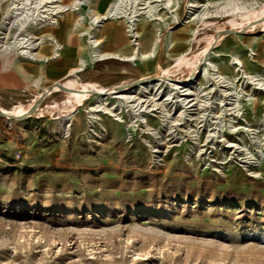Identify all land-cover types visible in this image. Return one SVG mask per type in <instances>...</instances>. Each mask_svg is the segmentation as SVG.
<instances>
[{"label":"rangeland","instance_id":"obj_1","mask_svg":"<svg viewBox=\"0 0 264 264\" xmlns=\"http://www.w3.org/2000/svg\"><path fill=\"white\" fill-rule=\"evenodd\" d=\"M22 1L0 0V19ZM115 1L51 15L68 12L85 57V29L103 53L126 43L141 75L77 64L0 93V264H264V0H126L108 19ZM93 14L105 20L95 31L79 22ZM54 53L49 40L40 60L21 58Z\"/></svg>","mask_w":264,"mask_h":264},{"label":"crops","instance_id":"obj_2","mask_svg":"<svg viewBox=\"0 0 264 264\" xmlns=\"http://www.w3.org/2000/svg\"><path fill=\"white\" fill-rule=\"evenodd\" d=\"M107 0H98V5L100 7L105 6ZM105 3V4H104ZM93 10V9H92ZM93 12V11H92ZM0 13H1V3H0ZM68 12L62 14L57 19L56 24L50 26L55 30V36L41 34L44 37V42L51 40L54 45L55 53L51 56L53 60L47 63H37L28 59L21 58L15 52L2 53L0 52V93H15V92H26L31 91L35 84H39L40 81H52L54 82L58 78L65 75V73H70L77 64L79 65L76 69H82L85 65L94 67L98 72L105 71L107 74L118 75L124 74L125 76L131 75H141L143 71V66L137 63H125L123 61L124 54L128 52L126 48V43L121 41H114L113 47H105L107 50V56L104 57H93L92 56V46H90L89 56H83L80 52V41L78 38L73 37L71 30L64 21ZM108 19H118V18H108ZM106 19V20H108ZM139 19V18H138ZM87 21L90 25L91 30H97L102 26L105 21L100 20L98 24L89 19H83ZM145 21V20H144ZM80 22V21H79ZM146 22V21H145ZM137 21L135 23L136 31ZM103 31L101 33L100 39H112V29L116 26L113 23H108L103 26ZM84 34H90L89 30L83 32ZM138 34V32H136ZM57 39L61 42V46L57 43ZM98 41V40H97ZM42 43V44H43ZM41 44V45H42ZM99 41L97 42V45ZM97 47V46H96ZM39 48V47H38ZM50 46L46 45L43 49L45 54L50 52ZM61 49V50H60ZM61 52H60V51ZM60 53V54H59ZM116 54V55H114ZM38 55V50H37ZM59 55V56H58ZM58 56L57 58H54ZM48 57H43L47 61ZM41 58L37 56L36 60ZM100 61L98 66L95 63ZM20 106H16L18 108ZM14 108V109H15ZM2 110H7L0 107Z\"/></svg>","mask_w":264,"mask_h":264},{"label":"bare ground","instance_id":"obj_3","mask_svg":"<svg viewBox=\"0 0 264 264\" xmlns=\"http://www.w3.org/2000/svg\"><path fill=\"white\" fill-rule=\"evenodd\" d=\"M25 1V0H24ZM22 1L21 5H16L15 3L10 2L9 5V9L7 8V10L4 12L3 14V19L0 22V29L3 30V35H2V39H0V52L2 53H8V52H15L16 54H18L21 57H25V58H30L32 60H36L37 58V50L38 47L44 42V37L42 36H37V39H39L38 41L34 42L33 37H35L34 34H31L29 32L26 31V27L27 24L29 23V25H34V24H44L45 25H53L56 24V19L53 15L51 14H56L59 10L58 9H63L64 11L67 10L68 8L70 9H78L80 6H87L90 2V0H71L70 2L64 3L62 5L59 6V8L51 10V9H47L44 8L43 6H41V3L44 0H37L36 4L39 6L38 7V13H35L33 15V5L31 4V2L29 0H26L25 2ZM61 1V0H59ZM126 0H116L114 3H112L109 8H107L106 10V15L108 16V18H117V16L119 14H126L122 11V4L125 3ZM35 3V1H34ZM148 3V2H147ZM36 5V6H37ZM43 7V8H42ZM48 10L51 11V13L48 12ZM140 11V10H139ZM137 11L136 6L133 7V11L130 17V22L131 25H129V32H130V36L132 37H136V31H135V21L138 20V16L140 15V12ZM46 13V14H44ZM37 14V15H36ZM147 15H150V12H146ZM43 18H46L47 21L44 23L43 22ZM92 21L96 22V24H98L100 22V20H102V18L95 14H93L91 16ZM107 18V17H106ZM79 21H83L80 20ZM11 28H16V31L12 32ZM26 31L27 34H29V36L24 37V35L22 33H19V31ZM89 43L90 45L93 47L92 48V56L93 57H104L107 56V53H103L100 49H98L97 46V41L94 38V36L92 34H89ZM29 48V49H27ZM37 49V50H36ZM33 50H36L33 52ZM201 68V66H199V69ZM203 72L205 73V69H203ZM198 74V73H197ZM191 76H193V73L191 74ZM190 76V77H191ZM190 80V79H189ZM190 86L191 83H190ZM190 86H187L186 88H182L183 90H188ZM57 86H53V87H49V89L45 90V93L49 92L51 89H55ZM124 87H120L119 90H123ZM179 88V87H177ZM70 92V91H69ZM83 94L88 95L87 92L85 91H81ZM188 92V91H187ZM97 93V97L101 100L103 98H101V96H105V93H101V92H96ZM105 94V95H103ZM116 97H123L122 94L120 95H116ZM235 107V106H234ZM1 111V110H0ZM3 112V111H1ZM5 113V112H4ZM6 114V113H5ZM9 115H14V114H9ZM16 116V115H15ZM91 119L94 120L95 119V115L91 114ZM66 119L69 120L70 117H66L63 119L62 123V129L63 130H67V124H65L64 120Z\"/></svg>","mask_w":264,"mask_h":264},{"label":"built area","instance_id":"obj_4","mask_svg":"<svg viewBox=\"0 0 264 264\" xmlns=\"http://www.w3.org/2000/svg\"><path fill=\"white\" fill-rule=\"evenodd\" d=\"M2 19H3V16H2V18L0 19V22L2 21ZM31 26H32L33 28H35V29H38V28H42V27H44V24L40 23V24H38V25H37V24L29 25V23H28V24H27V27H26V31L29 32V33H31V31H30V30L32 29ZM44 28H45V27H44ZM32 30H33V29H32ZM11 31H12V32L16 31V28H11ZM26 31H24V30L21 31V30H20V31L18 32V34H19V33H22V34L24 35V37H27V36H29V34H27ZM31 34H32V33H31ZM2 35H3V30L0 29V39H2ZM131 38H132V40H134V37H131ZM33 40H34V42H36V41H38L39 39H37V36H35V37H33ZM27 49H29V48H27ZM33 52H34V50H33Z\"/></svg>","mask_w":264,"mask_h":264},{"label":"water","instance_id":"obj_5","mask_svg":"<svg viewBox=\"0 0 264 264\" xmlns=\"http://www.w3.org/2000/svg\"><path fill=\"white\" fill-rule=\"evenodd\" d=\"M51 87H53V86H51ZM58 87H59L60 89L64 90V91H78V90H77L78 88H69V87L64 86V85H62V84H58ZM121 87H122V86H121ZM123 87H124V86H123ZM0 114H1V115H6L4 112H1V111H0ZM10 116L17 117V116H15V115H10Z\"/></svg>","mask_w":264,"mask_h":264}]
</instances>
